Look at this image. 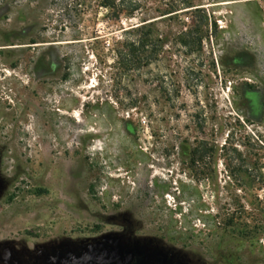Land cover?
<instances>
[{
    "label": "rangeland",
    "instance_id": "rangeland-1",
    "mask_svg": "<svg viewBox=\"0 0 264 264\" xmlns=\"http://www.w3.org/2000/svg\"><path fill=\"white\" fill-rule=\"evenodd\" d=\"M136 1L0 0V264H264V0Z\"/></svg>",
    "mask_w": 264,
    "mask_h": 264
},
{
    "label": "trees",
    "instance_id": "trees-1",
    "mask_svg": "<svg viewBox=\"0 0 264 264\" xmlns=\"http://www.w3.org/2000/svg\"><path fill=\"white\" fill-rule=\"evenodd\" d=\"M98 6L109 10L111 17L115 20H120L122 17L133 19L141 10V4L136 0H97ZM182 6H186L191 11H199L200 9H193L195 6L193 5L192 1L189 0H182ZM178 6L172 5L167 6L165 9L158 11L149 9L151 13H161L164 19H169L173 17V14L176 12ZM157 21H153L149 24H145L146 21L135 25L128 31H125L126 35L134 34L135 39L125 40L123 42V48L125 52H119L117 54V58L119 62L124 65H130L131 63L141 64V63H150L157 57L158 48L157 45L159 41H152L148 34H144V30L146 29L147 25L151 27Z\"/></svg>",
    "mask_w": 264,
    "mask_h": 264
}]
</instances>
